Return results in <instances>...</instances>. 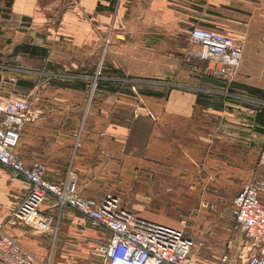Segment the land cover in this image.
<instances>
[{
    "label": "crops",
    "instance_id": "0c3cea01",
    "mask_svg": "<svg viewBox=\"0 0 264 264\" xmlns=\"http://www.w3.org/2000/svg\"><path fill=\"white\" fill-rule=\"evenodd\" d=\"M117 1L123 7L121 0ZM116 2L0 0V89L6 92L14 86L15 79L16 87L31 101L15 149L25 167L38 163L44 168L46 181L61 185L71 166L78 175L80 195L95 200L99 196L97 187L114 180L116 159L129 167L125 172L133 173L139 190L158 189V184L165 182L184 189L178 184L189 181L182 175L191 173L192 167L201 163L205 168L221 170L228 168L227 158L232 163L229 173H238L241 178L243 154L248 150L251 156L254 154L258 172L264 109L254 111L249 120L231 119L233 124L228 126L226 103H215L208 94L211 89L205 87L172 80L141 81L137 92L122 87V92H116L113 78L107 76L92 91L87 81H81L93 75L92 64L100 45L98 30L113 25L116 14H124L120 8L115 11ZM210 4L208 12L204 6L196 9L195 4L189 9L210 21L190 17L187 23L193 28L231 35L226 33L225 22L243 17L236 11V1L217 0ZM224 12L232 14V19ZM196 19L203 24L194 22ZM253 44L257 49L252 53V63H248L242 48L236 84L254 87L264 95V34ZM83 63L90 67L84 75L77 71ZM168 66H160L154 77L168 74L175 79L180 70ZM54 67L65 73L61 83L81 82L85 86L48 85L46 81L56 71ZM24 71L26 78H21L20 72ZM249 78H255V83H246ZM215 94L219 96L221 92ZM230 151H234V161ZM27 189V183L13 178L0 166V227L37 264H104L96 249L106 244L109 232L92 227L70 208H56L51 197L42 209L50 217L52 231L39 234L22 224L7 225L8 216Z\"/></svg>",
    "mask_w": 264,
    "mask_h": 264
},
{
    "label": "rangeland",
    "instance_id": "374dc122",
    "mask_svg": "<svg viewBox=\"0 0 264 264\" xmlns=\"http://www.w3.org/2000/svg\"><path fill=\"white\" fill-rule=\"evenodd\" d=\"M214 1L217 0H121L123 7L117 1L115 11L120 8L124 14L120 17L116 14L113 25L98 30L100 45L92 64L93 75L81 81H87L92 90L95 77L99 85L108 76L113 78L111 83L116 87L132 92L138 91L141 81L172 80L182 85L205 87L211 89L208 94L215 103L218 100L226 103L228 126L233 124L231 119L234 118L251 119L254 111L264 109V95L252 97L245 91L233 89L232 85L240 79L239 71L231 82H218L203 74L207 65L205 62L187 60L186 57V51L190 48L188 35L193 28L187 23L191 22L190 17L211 20L193 14L189 9L192 10L191 6L195 4L196 9L202 10L204 6L208 12L211 11L210 3ZM233 1L239 7L236 11L243 17L240 21L225 22L228 28L226 33L241 41L243 55H246L248 63H252V53L257 49L253 40L262 38L264 34V0ZM224 14L232 19V14ZM197 19L194 22L202 25ZM230 28L233 29L231 32ZM163 65L178 67L179 75L173 77L175 79H170L168 74L154 77V72L161 70L160 66ZM89 68L83 63V67L77 71L84 75ZM55 70L46 81L50 86L63 84L60 81L64 79L62 76L65 73L58 67ZM20 77L26 78V71L20 72ZM260 79L257 78L258 81ZM261 80L264 81V78ZM246 83H255V78H249ZM14 84L3 95L8 96L11 90H15L16 97H25L26 93L16 87L17 80ZM214 91L221 94L218 96ZM243 128L247 129L246 126ZM227 131L229 133V127ZM230 152V159L234 161V151ZM252 157L254 154L251 156L249 150L244 151L241 178L238 173H229L232 163L227 158L228 168L221 170L205 168L201 163L192 167L191 173L182 175L189 178V181L178 184L184 186V189H177L176 183L165 182L158 184V189L148 190H139L138 183L132 179L133 173L125 172L129 167L122 160L116 159L114 180L104 187H97L95 192L99 196L96 199L103 200L108 196L117 201L120 208L136 217L182 229L194 242L195 258L204 264H216L224 257L230 264H242L249 256V246L246 247V239L234 223L233 199L241 187L262 174L261 169L255 171L257 169ZM138 176L137 173L136 178ZM260 202L264 207V196Z\"/></svg>",
    "mask_w": 264,
    "mask_h": 264
},
{
    "label": "built area",
    "instance_id": "2783aa9c",
    "mask_svg": "<svg viewBox=\"0 0 264 264\" xmlns=\"http://www.w3.org/2000/svg\"><path fill=\"white\" fill-rule=\"evenodd\" d=\"M187 60L207 65L203 74L229 83L238 74L242 43L235 37L205 28H192L188 35ZM99 74V73H97ZM15 79H12L13 84ZM15 85V84H14ZM94 78L92 91L96 88ZM0 89V166L11 176L27 183L28 189L7 218V225L22 224L44 234L52 231L51 220L42 209L49 197L58 209L70 208L89 221L92 227L109 232V238L96 253L104 264H204L194 256V242L182 229H175L136 217L120 208L117 201L84 198L78 190V175L68 167L61 185L44 179V168L36 163L25 167L15 152L20 131L27 121L29 96H8ZM257 167L262 174L244 185L233 199V219L246 239L249 256L242 264H264V141ZM0 264H37L19 243L0 227ZM216 264H230L226 257Z\"/></svg>",
    "mask_w": 264,
    "mask_h": 264
},
{
    "label": "trees",
    "instance_id": "16d2710c",
    "mask_svg": "<svg viewBox=\"0 0 264 264\" xmlns=\"http://www.w3.org/2000/svg\"><path fill=\"white\" fill-rule=\"evenodd\" d=\"M115 2H116V0H115ZM54 68H56V67H54ZM219 82V81H218ZM20 85H21V82L19 83ZM22 85H24L23 83H22ZM62 86H69V87H72V88H83L84 86H85V84L84 83H81V82H77V83H72V84H62ZM101 86V84H99L98 85V82H97V85H96V88H95V90L97 89V88H99ZM110 89L109 90H112V88L111 87H109ZM232 88L233 89H240V90H243V91H245L248 95H250V96H252V97H257L259 94H262V91L261 90H259V89H256V88H254V87H250V86H244V85H237V84H234V85H232ZM113 91H119V92H122V90L119 88V87H117V88H113ZM262 113H264V111H262Z\"/></svg>",
    "mask_w": 264,
    "mask_h": 264
}]
</instances>
